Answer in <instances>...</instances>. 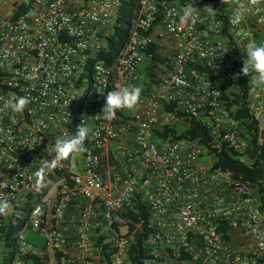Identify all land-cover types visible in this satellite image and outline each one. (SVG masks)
<instances>
[{"label": "built area", "instance_id": "1", "mask_svg": "<svg viewBox=\"0 0 264 264\" xmlns=\"http://www.w3.org/2000/svg\"><path fill=\"white\" fill-rule=\"evenodd\" d=\"M121 3L0 0V96L31 98L22 113L0 101V183L10 205L0 215V264L8 239L12 264L37 252L44 264H131L144 223L129 216L139 201L150 209L142 264H264V213L250 183L216 168L199 141L157 136L202 119L220 145L247 150L215 85L216 75L237 85L219 39L223 20L208 18L207 0H196L198 18L183 24L177 14L186 0H140L126 45L107 65L97 55L114 35ZM235 7L227 8V26L243 63L264 23L250 15L231 25ZM153 45L163 59L151 90H142L134 110L103 119L107 92L139 86L140 70L153 66ZM250 80L248 108L262 128L264 88ZM82 123L91 130L87 151L61 162L35 189L39 159H50L56 138L74 135Z\"/></svg>", "mask_w": 264, "mask_h": 264}, {"label": "trees", "instance_id": "2", "mask_svg": "<svg viewBox=\"0 0 264 264\" xmlns=\"http://www.w3.org/2000/svg\"><path fill=\"white\" fill-rule=\"evenodd\" d=\"M207 1L218 11L217 15L224 22L223 33L219 39L225 41L237 75V85L235 87L229 86L220 75H216L215 85L221 91L224 109L230 117L229 120L236 123L238 132L247 143L248 148L244 153H239L230 149L226 144L220 145L219 141L205 127L202 119L191 120L189 126L184 123H178L165 132H158L157 136L163 138L171 137L172 139L189 138L199 141L208 149L216 168L232 171L238 177L250 183L253 194L258 197L260 208L264 213V125L261 128L248 108L250 98L249 77L241 73L242 55L236 48L227 26L228 13L225 11L226 6L221 3V0ZM139 2L140 0H122L114 35L108 39L107 47L98 53L97 60L104 61L107 65L115 62L129 39L132 22L139 10ZM255 34L257 43L264 41V29ZM156 51L157 45H153L151 52L156 53ZM162 59V55L156 53L152 60L153 66L150 65L140 70L139 87L143 91L151 90L152 82L158 72L156 63L162 62ZM179 115L183 116L181 111H179ZM129 217L136 224L144 223L141 229L136 230V241L131 245L129 250L130 263L142 264L149 254V250L143 245L142 232L147 231L146 226L150 219V209L147 204L139 201L135 211ZM134 229L135 227H132V230ZM29 240L37 242L35 235H31ZM36 247L40 249L38 242ZM6 248L8 249L9 256L5 260V264H12L14 241L8 239ZM45 259V256L37 252L22 255L20 263L44 264Z\"/></svg>", "mask_w": 264, "mask_h": 264}, {"label": "clouds", "instance_id": "3", "mask_svg": "<svg viewBox=\"0 0 264 264\" xmlns=\"http://www.w3.org/2000/svg\"><path fill=\"white\" fill-rule=\"evenodd\" d=\"M221 3L228 7L236 6L229 16V22L233 26H239L246 16L250 15L258 16L260 22L264 23V0H246V2H242V0H221ZM195 4L196 0H186V3L183 4L181 12L177 14L178 21L181 24L195 22L198 18L200 8L195 7ZM204 8L208 13V18L216 23L218 11L212 6H205ZM227 8L225 11H227ZM243 52L246 53V56L243 59L241 73L244 76L251 77L250 83L255 88H264V41L257 43L253 40L248 42ZM141 94L142 89L136 85H125L108 91L100 115L105 120H113L120 110H134L140 102ZM0 101H3L5 108L15 113H22L31 103V98L29 96H19L11 100L0 96ZM90 131V128L82 123L78 126L74 135L67 138H56L51 148L54 155L50 159H39L40 166L33 173L35 189L39 190L45 186L47 174L58 168L61 162L69 159L74 154H82L87 151L85 141L88 139ZM33 146L28 148L31 149ZM0 175L3 174L0 173ZM5 188H7V185L3 181L0 183V215H7L10 208L9 201L4 196Z\"/></svg>", "mask_w": 264, "mask_h": 264}, {"label": "rangeland", "instance_id": "4", "mask_svg": "<svg viewBox=\"0 0 264 264\" xmlns=\"http://www.w3.org/2000/svg\"><path fill=\"white\" fill-rule=\"evenodd\" d=\"M38 198L36 197V199L35 200H37ZM31 240H32V238H31ZM15 264H23V263H20V262H16ZM30 264V263H29Z\"/></svg>", "mask_w": 264, "mask_h": 264}]
</instances>
